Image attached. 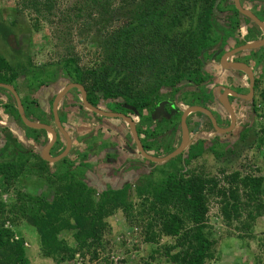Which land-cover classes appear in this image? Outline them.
<instances>
[{"label": "rangeland", "instance_id": "374dc122", "mask_svg": "<svg viewBox=\"0 0 264 264\" xmlns=\"http://www.w3.org/2000/svg\"><path fill=\"white\" fill-rule=\"evenodd\" d=\"M248 1L244 0L249 8L257 4L259 9L264 10V0H254V4L248 3ZM112 3L106 12L100 14L98 6L90 5L88 0H55L54 10L39 16L33 9L24 8L22 0H0V18L8 23H15L14 28L16 30L15 34L9 37V45L0 42V55H6L8 62L17 68V85L22 96L34 99L37 104H41L48 110L49 105L44 100L42 93L46 91V93H51L48 94V97L51 98L55 92L70 81L61 65L62 60L69 56H75L80 68L84 70L98 66L102 61V53L104 52L103 41L110 37L112 31L126 25L128 20L126 11V8L130 7L128 0H112ZM79 8H82L83 11H78ZM257 13L260 15V19H264L260 12ZM218 16L227 19L226 14L220 13ZM246 31L247 27L243 23L236 37L241 39L242 34H245ZM257 37L260 36L257 35ZM236 45V39L229 40L228 46L235 47ZM251 51L250 54L264 53V47ZM245 53L247 57L248 52ZM207 62L201 67L202 70L204 69V73H209L208 76L211 78L206 88L219 91L218 84L222 80L214 79V76L219 75L223 70L220 71V66L214 60ZM253 62V64L251 63L254 68L253 71L258 77H256L258 83L255 88V100H232L238 119L235 129L226 135H217L210 129V125L205 123L202 116L191 115L192 141L184 152L183 158L188 157V149L191 144L198 141L204 142L206 149L202 156L193 160L188 166L183 161L178 162V165L186 166L184 171L196 169L206 177L214 178L217 181L216 192L207 193L208 212L204 232L215 244L212 249L214 257L206 264H264V102L262 99L264 60L259 64L255 63L254 59ZM45 68L51 71H45ZM48 72L56 73L54 79L44 81L40 85L39 81L42 80V75ZM229 72L236 74L237 71ZM143 75L134 80L137 88L141 90L154 82V78L147 72ZM27 77H29L28 82L25 79ZM242 77L245 76L242 75ZM245 82L244 79L243 84ZM29 83L30 86L27 89L26 84ZM46 83H50V88L47 87ZM237 85H240V82L234 86L237 87ZM51 87L54 88V91L51 90ZM185 89L187 86L182 88L183 93H185ZM168 90V88L162 90L166 97L171 96L165 94ZM242 92L245 90L242 89L240 93ZM200 96L203 100L210 97L206 91ZM191 99L188 97L187 100ZM71 102L69 99L63 103L65 105L63 108L68 112L75 109L72 108L73 105L70 108ZM107 102L101 100L100 106L104 109H114L115 101L108 104ZM177 103L181 108L188 105L185 100L184 102L181 101V97L177 99ZM158 105L159 103L153 111L156 112ZM77 109L75 110L76 113H70L67 117L64 110L60 111L59 116L62 125L65 127L67 125V129L69 127L72 133L70 135L71 133L68 132L72 139L69 160L73 162L74 166L85 161L89 170L86 172L88 178L86 182L90 188L97 192L94 199H99V194L108 187L119 189L125 182H128L132 184L131 198L138 202L136 191L140 182L136 181L137 178L135 180L130 179L131 170H126L127 166L136 162L141 168V174H146L145 172L148 173L153 170L155 172L153 162L144 160L139 154L130 130L125 126L123 120L105 118L87 108L82 111L86 114L84 116V114L78 113ZM219 110L222 111L220 108ZM36 111L40 115L42 114L41 116L45 114L43 108L35 105L28 116L31 119H38L41 116L36 117L34 114ZM125 111L129 112L128 109ZM144 111H148V109ZM45 116L41 119H44ZM163 116L162 119L169 120L167 115ZM4 118L2 119L3 122H5ZM15 118L19 120L17 115ZM47 118L51 119V116L48 115ZM198 118L202 119V123L198 124ZM154 119L156 120V118ZM9 122H11V126L3 123L0 125L7 126L9 132L8 127L12 128L13 131L16 130L19 124L16 123L15 125L12 121ZM20 125L23 132L27 129V133L36 134L25 124L20 123ZM82 130L86 131H83L82 136H80ZM16 131L19 132L20 129L18 128ZM21 133L20 136L23 139V133ZM3 135H5L4 132L0 131V137ZM170 137L171 134L162 135L161 142L155 144L149 153L157 157L165 156L164 151L168 146H171ZM19 142L25 149L29 147L31 149L26 139L24 142L21 140ZM2 144L3 138L0 139V146ZM41 146L37 148L40 149ZM83 151L87 156L83 157L85 154L82 153ZM53 155H56V152L53 151ZM173 159L162 164L154 163L159 166L154 176H160L161 168H167L168 171L176 170L177 164L173 163ZM5 160L2 157L0 164H3ZM56 168L65 171L67 165L62 161L48 165L42 163L34 155L33 159L22 169L20 175L10 183L0 176V203L3 207V213L0 212V226L14 231L13 240L24 239V247L30 264H177L167 256L168 250H170L169 246L171 247L175 243L172 237L161 236L158 242H148L146 231L151 233L152 230L146 228L145 222L130 224L122 210L106 217L107 227L100 236L99 241L101 242L99 244H97L96 239L89 238L88 242L92 244L90 249L88 245L81 246L75 239L76 229H65L59 234V238L66 239L69 246L75 250L74 254L60 263L47 257L41 247L37 229L27 221L26 217L21 215L20 209L23 208L22 210L32 213L34 209L30 199L32 196L52 200L54 190L50 186L49 180L53 178L52 172ZM236 172L240 174V178L247 176L263 178L262 193L255 201L246 204L242 216L227 219L223 213L225 198L220 194V189L227 190L231 187L227 177ZM250 193L249 189L243 187L239 189L240 199L243 202L249 201L248 195ZM227 195L230 197L229 192ZM228 200L229 203L233 202L230 198ZM258 207H261V214L255 220H250L248 211L256 212ZM187 226L191 228L193 225L190 223ZM153 230L152 232L159 233V227ZM178 251L179 249H175L171 254Z\"/></svg>", "mask_w": 264, "mask_h": 264}, {"label": "trees", "instance_id": "16d2710c", "mask_svg": "<svg viewBox=\"0 0 264 264\" xmlns=\"http://www.w3.org/2000/svg\"><path fill=\"white\" fill-rule=\"evenodd\" d=\"M22 1L24 8L33 9L39 16H43L45 12L50 13L55 7V0ZM88 1L90 5L98 6L100 14L113 4L112 0ZM215 2L216 0H128L130 7L126 8L127 23L112 31L110 37L103 41L102 61L96 68L81 69L75 56L65 58L61 65L71 79L83 84L87 90L90 89L88 100L93 106H98L101 100L111 98L117 101L118 108H122L123 98L124 104L136 108L142 123L147 124L145 130L138 129L139 134L145 135L142 139L144 148L146 151L153 150L155 144L162 140L158 137L163 135V131L151 128L155 120L152 114L156 105L168 99L174 102L177 95L185 98L188 104L195 105V102L186 99L189 92H182L186 84L182 85L180 82L190 79L201 92H205L211 79L203 76L205 73L201 67L212 60L219 49L223 51L228 47V39H236L239 45L262 34L258 26L256 30L249 26L246 40L240 41L236 37L238 30L243 23L246 26L251 20L239 13L234 0H222L218 7L220 13L228 14L227 19L217 16L213 12ZM78 11L83 10L79 8ZM14 26L15 23H8L0 18V42L9 45V37L16 32ZM261 55L264 53H251V58L259 64L264 60ZM5 56L0 55V70L3 72L0 73V82H11L17 78V74L11 76L10 70L14 66ZM146 72L154 78V82L141 90L134 80L144 76ZM55 74L48 72L42 75L40 85L44 81L53 80ZM163 88L169 89L165 94H170V97L163 94ZM196 98L198 102L201 97ZM262 99L264 102V91ZM166 108L170 110V105ZM145 109H148L149 114L143 117ZM181 115L182 112L178 111L167 122L176 125ZM18 143L7 139L6 149L10 144L18 145L17 153L12 159L0 164V176L8 183L20 175L29 160L30 154L21 151L22 145ZM205 149L202 141L191 144L187 158L184 159L181 154L173 159V163L177 164L176 170L161 168L160 173L158 172L160 176H154L159 167L154 163L152 165L155 172L153 170L145 172L146 174H141V168L136 162L128 165L126 170H131L130 179L137 178L136 181L140 182L136 191L138 202L131 198L132 184L128 182L119 189L108 187L99 194V199H94L97 192L86 182V172L89 170L85 161L74 166L67 156L62 160L67 165L65 171L58 168L51 171L53 178L49 181L54 190L52 200L32 196V213L22 208L21 215L37 229L45 255L57 263L75 252L66 239L59 238L62 231L76 229V241L81 246L88 245L90 249L92 244L88 242L89 238L96 239L97 244L101 242L100 236L107 227L106 217L122 210L130 224L145 222L146 228L152 231L159 227V233L146 231L148 242H158L161 236L174 239L175 243L169 246L167 253L172 262L206 264L214 257L212 249L215 244L204 232L208 212L207 193L216 192L217 181L196 169L184 171L186 166L178 165L180 161L190 165L193 160L202 156ZM174 150L172 146H168L164 153L167 155ZM84 156H87L86 153ZM42 163L47 164L44 161ZM227 181L231 186L228 191L220 189V194L225 198L223 213L227 219L240 217L246 204L261 195L263 178H240V174L236 172L228 176ZM240 187L250 190L249 201L243 202L240 199ZM229 198L232 203L228 202ZM0 212L3 213L1 203ZM247 214L250 220H255L261 214V207L256 212L249 210ZM190 223L193 225L191 228L187 226ZM13 238V230L0 226V264H30L24 239L15 241ZM175 249L179 251L171 254Z\"/></svg>", "mask_w": 264, "mask_h": 264}, {"label": "flooded vegetation", "instance_id": "af4514ba", "mask_svg": "<svg viewBox=\"0 0 264 264\" xmlns=\"http://www.w3.org/2000/svg\"><path fill=\"white\" fill-rule=\"evenodd\" d=\"M253 2H255V1L254 0H249L248 1V3H253ZM241 4H242L243 8H245L247 10H250L258 18H261L260 15H258L257 12H260V14L262 15L263 10L259 9L257 7V4H256V6L251 7V8L248 7L249 6L248 4H247L248 6L246 5L244 0H241ZM234 5H235V2H234ZM242 16H244V15H242ZM226 17H227V15H226ZM246 18H248V17H246ZM248 19H250V18H248ZM249 26L252 27V28H257L258 25L254 21L251 20V22L246 25L247 31L245 32V34H242L240 41L246 40ZM263 36H264V33H262L260 37L256 38V36H254L252 39H253V41H257V40L262 39ZM230 39H233V38H229L228 39V43H229ZM247 43H245V44H247ZM245 44H239V45L237 44L235 47L228 46L223 51H221V49H219L217 51V53L215 54V56L213 57L212 60H214L220 66L219 69H220V71L223 70V72H221L219 75H215L214 79L218 78V80L220 79V80H222V82L219 81V83H220V84H218V87L220 88L219 91L218 90L212 91V90H209V88H206L207 86L205 87L206 93L209 94V96H210V97H208L207 100H203V99L200 98L201 97L200 95H203V93H205V92H201L200 89L197 86L194 85L192 80L186 79V80H182L180 82V84H186V86H187V89H185V91H184L185 93L189 92V93H187V98L186 99H188V97H190V98H192L191 100L193 102H195L194 103L195 105L203 106L205 108H208L212 112L214 117L216 118L217 125L221 129H227V128L231 127V124H232L231 114H230L229 110L227 109V107L224 105V103L222 101L223 100L222 97H223V95L225 93V90L226 89H231V90L237 92L238 94H242V95H246V96L250 93V80H249L248 76L246 74H243V73L240 74L238 71L236 72V74H233V73L229 72V71L234 72V70H229V69L223 68V66L221 64V58H222V56L225 53L230 52V51L234 50L235 48L240 47V46L245 45ZM263 47L264 46L260 47L259 49H262ZM219 52H222L221 55H219ZM245 52H248L247 53V55H248L247 57H246V53ZM249 52H252V51L251 50H247V51L239 52L238 54L230 57L228 61H230V62H244V63L252 65L254 62H253V59L251 58V56H250L251 54ZM255 63H256V61H255ZM205 65H206V63H205ZM252 68H253V66H252ZM48 70H49L48 68H45V71H48ZM253 70H254V68H253ZM10 71H11L10 74H11L12 77H13L14 74L15 75L17 74V68H12ZM203 71H204V69H203ZM0 73H3V72L0 70ZM208 74L209 73L207 72V74L205 73V75H203V76L209 77ZM254 74H255V71H254ZM242 75H244L245 77H242ZM28 78L29 77L25 78L27 82L29 81ZM68 78L70 79V81H68L65 85H63V87L61 89H59V91L55 92V94H53V97L49 98L48 94H51V93H46L47 91L42 93L44 100H46L47 104L49 105L48 110L45 109V107L42 106L41 104H37V102H35L34 99H28L27 96H22L21 95V91L19 89V86L17 85V81H18L17 78L15 80H12L11 82H0V83H3V84H6V85H10L13 88H15V90L19 94L20 99L22 101V104L24 106L25 114H26L27 118L30 121L38 122V123H41V124H47V125L51 126L55 130V132L57 133V140L55 141L54 145L52 146V148L50 150V155H51L52 158L58 157L66 149V139L64 138V136L62 135L61 131L57 127L56 121H55V118H54V109H53L54 100H55L56 96L60 92H62L67 85H69L71 83L81 84V83L75 82L69 76H68ZM243 78L246 80L245 84H243V82H242V81H244ZM257 78H256V80H257ZM256 80H255V85L257 86L258 81H256ZM227 81H228V83H226ZM237 82H240V85H237V87H235L234 85H236ZM224 83H226V84H224ZM46 84L48 85L47 87L50 88L49 87L50 83H46ZM81 85L85 88L86 93H87V99H88V97L91 95L90 89L87 90L86 87L83 84H81ZM26 86L28 87V88L27 87L26 88L29 89L30 83L26 84ZM242 89H244L245 92L240 93ZM51 90L54 91V88L51 87ZM95 94L98 95V92H96ZM177 96L175 97L174 102H172L170 99L159 102V105H158V108H157L156 112L153 111V114H152L153 115V119L156 118V120H153L154 123L151 126V128H153L152 130L159 129L160 131H163V135H165L166 133L167 134H171L169 142L171 143V146L174 149L178 148L181 145L182 141H183V130H182L181 119L176 125H172V123L170 124V122L168 123L166 120L162 119L164 117L163 115H167V117L169 119H172L176 115V113L178 111H181L182 115H183L184 110H186L190 106H194L193 104L192 105L188 104L186 107L181 108V106H179V104L177 103V99L178 98L180 99V97L179 96L177 97ZM196 97L200 98V100L198 102H197V98ZM228 97H229V102H230L231 106L233 107V110H234L235 115H236V124H235V127H236L237 126V120H238L237 119V112H236V109H235V104H234V102L232 100L233 99H238L239 101L240 100L241 101H245V99L238 98V97H236V96H234L232 94H229ZM254 97H255V90H254L253 98L251 100H246V101H254L255 100ZM4 98H6V99H4ZM69 99L72 101L70 103V108H71L72 105L74 106V107L72 106V108H75V109L71 110L70 112H68V110H65L63 108V107H65V105L63 104L64 101L66 102V100H69ZM121 100L123 102L122 103L123 104L122 108H118L117 107V101L113 100L111 98L107 99V100L104 99V101H108L107 104L108 103H112V101H115L114 109H112V110L104 109L102 106H100V104L98 106H96V107H100L102 110L107 111V112L124 113V114L130 116L135 121L138 133H139L138 129L145 130L146 127H147V124L145 125V124L142 123L138 110L136 108L128 105V104H124V99L123 98ZM182 100L184 102L185 98L181 97V101ZM161 103H163V106H165L164 108H162V107L159 108ZM168 104L170 105V108H169L170 110L166 111L167 110L166 106ZM35 105L39 106L40 108H43V111L45 113V114L43 113L44 114L43 116L46 115L44 119H41L43 116H41L42 114L40 115L39 113H37V111L34 114L36 115V117L41 116V117H38V119H31L28 116V113H30V110L32 108H34ZM76 108H78L77 109L78 113H82V114H84V116H86V114L82 112L84 110V108H86L84 106V104H83L82 92L79 89H77V88H72L67 94H65L61 98V100L59 102V105H58V115H59V112L63 111V110L66 113H69V114L70 113H76L75 112ZM133 108H134V110H133ZM219 108L222 109V111H220ZM127 109L129 110V112L125 111ZM148 114H149V111H144L143 112V117L147 116ZM193 114H195L197 116L198 115L202 116V118H204V120H205V123H208V125H210V129H212L213 132H215L217 135H226L228 133H231L235 129V127H234V129H232L230 132H228L226 134H219L215 130L214 125H213L212 121L210 120V118L208 116H206L205 114L200 113V112H193L187 118V125H188V130H189L188 131V142L189 143L192 141L191 132H190V119H191V115H193ZM4 115H6L5 118H4ZM16 115H17V117H18V119L20 121L16 120L17 119V118H15ZM48 115L51 116V119L47 118ZM182 115H181L180 118H182ZM3 118L5 119V122L2 121ZM59 118H60V116H59ZM105 118H110V117H105ZM117 119H120V118H117ZM120 120H122V119H120ZM9 121H12V123H15V125H16V123H18L19 125L16 127V130L19 128L20 131L19 132H17L16 130L13 131V130H11L12 128L8 127L10 129V132H9L7 130V126H1L0 125V131L4 132V134H5L2 137H0V139L3 138V144H2V146H0V159L3 157L4 160L5 159L7 160V159L11 158L15 153H17L16 149H17L18 145L15 146L13 144H10V147L8 149H6L7 139H10L11 141L13 139V141L19 142L20 139H21L20 133L22 132L23 134L22 133L21 134H22L23 139H26L27 140V144H29L31 146V149H30V147L25 149L23 146H21V151H24V152L30 154L28 162L31 161L33 159L34 155H35V157H37L39 160H41V162L44 161L47 164H53V162H49V161L45 160L43 158V155H42L43 149L50 142L52 136L46 130H39V129L30 128V127H28V128L31 129V130H34L36 132L35 135L32 134V133L30 134L29 132L27 133V129L23 132V128H20V126H21L20 123L23 124V125L25 123L22 121L21 116L19 114L18 104H17V101H16L15 97L13 96V94L9 90H7L6 88L0 87V124H2V123L4 125H8L9 124L11 126L12 124ZM197 121H198V124L202 123L201 122L202 119H200V118H198ZM123 122H125V121L123 120ZM125 126L130 130L129 125L126 122H125ZM63 128L66 130L65 126H63ZM39 131H41L43 134L41 132H39ZM130 133H131V131H130ZM139 136L141 138V141L145 137V135L143 133L139 134ZM158 138L162 139V135L159 136ZM151 141H153V140H151ZM19 143H21V142H19ZM142 143H143V141H142ZM40 146H41L40 149L37 148V147H40ZM143 146H144V144H143ZM36 150H38V152H36ZM53 151L56 152V155H53ZM35 152H36V154H35ZM147 152L149 153V151H147ZM70 153H71V150H70V152H69V154L67 156H69ZM2 154L4 156H2ZM182 154H184V152ZM62 160H60V161H62ZM60 161H58V162H60ZM28 162H27V164H28ZM55 163H57V162H55Z\"/></svg>", "mask_w": 264, "mask_h": 264}, {"label": "water", "instance_id": "95a60500", "mask_svg": "<svg viewBox=\"0 0 264 264\" xmlns=\"http://www.w3.org/2000/svg\"><path fill=\"white\" fill-rule=\"evenodd\" d=\"M221 1L222 0H216V2L214 4L213 12L216 15H220L218 7H219ZM234 2H235V6H236L237 10L242 15H244L245 17H248L252 21H254L263 30V33H264V22L260 18H258L255 14H253L250 10L243 8V6L241 4V0H234ZM262 46H264V36L260 40L247 43L245 45H242L240 47L235 48L234 50H232L230 52L225 53L221 58V64H222L223 68H226L229 70L241 71V72L245 73L250 80V93L247 96L242 95V94H238L237 92H235L231 89H226L225 93L222 97L223 98L222 101H223L224 105L227 107V109L229 110L231 117H232L231 127L227 128V129H221L217 125L216 118L214 117V115L212 114V112L208 108H205L203 106H198V105L190 106L189 108L184 110L182 118H181L182 130H183V141H182L181 145L178 148H176L173 152H171L165 156H161V157L153 156L145 150L143 143L141 141V138L139 136V133L137 131L136 123L130 116H128L124 113H119V112H107V111L102 110L100 107H96V106L91 105L87 99V93H86L85 88L81 84L71 83V84L67 85L65 87V89L62 92H60L54 100V105H53L54 118H55L57 127L59 128L62 135L66 139V149L58 157L52 158L50 155V150H51L52 146L54 145L55 141L57 140V133L55 132V130L47 124L32 122L27 118V116L25 114L24 106L22 104V101L20 99L19 94L15 90V88H13L10 85L3 84V83H0V87L6 88L7 90H9L13 94V96L15 97L17 104H18V110H19V114L21 116V119L28 127L34 128V129H39V130H46L52 136L50 142L46 145V147L42 151L43 158L49 162L55 163V162L62 160L65 157H67V155L69 154V152L72 148V140H71L69 134L67 133V131L63 128L62 123H61L60 118H59V115H58V105H59L61 98L65 94H67L72 88H77L82 92L83 104L87 109H89L92 112L99 114L103 117L120 118V119L124 120L130 127L132 137L135 141L137 150L140 153V155L144 159H146L150 162L162 164V163H165V162L181 155L183 152H185V150L189 146V142H188V131L189 130H188V125H187V118L193 112H200V113H203L206 116H208L210 118V120L212 121L215 130L219 134H226V133L230 132L232 129H234L235 124H236V115H235V112L233 110V107L231 106V104L229 102L228 95L232 94L238 98H242L245 100H251L253 98V94H254V90H255V77H254L253 70L249 64H246L243 62H230L228 60L230 57L238 54L239 52L247 51V50H255V49L260 48ZM160 107L164 108L165 106H163V103H161L159 108ZM133 110H134V108H133Z\"/></svg>", "mask_w": 264, "mask_h": 264}, {"label": "crops", "instance_id": "0c3cea01", "mask_svg": "<svg viewBox=\"0 0 264 264\" xmlns=\"http://www.w3.org/2000/svg\"><path fill=\"white\" fill-rule=\"evenodd\" d=\"M242 82H243V81H242ZM67 115H69V113L66 114V117H67ZM68 122H69V121H68ZM121 128H122V130H124L123 126H121ZM67 130H68V131H67ZM66 131L69 132V134L71 133L69 127H68V129H67V125H66ZM83 131H86V130H82V131H80V134H79L80 136H82ZM88 131H90V130H88ZM70 135H72V133H71ZM20 140H21L22 142H24V139L21 138ZM113 160H114V159H113Z\"/></svg>", "mask_w": 264, "mask_h": 264}, {"label": "clouds", "instance_id": "9594fccd", "mask_svg": "<svg viewBox=\"0 0 264 264\" xmlns=\"http://www.w3.org/2000/svg\"><path fill=\"white\" fill-rule=\"evenodd\" d=\"M262 20V19H261ZM263 21V20H262ZM264 22V21H263ZM260 28V27H259ZM260 30L262 31V33H263V30L260 28ZM250 42H254V41H249L248 43H250ZM244 63V62H243ZM247 64V63H246ZM250 65V64H249ZM251 66V68H252V65H250ZM252 70H253V68H252ZM235 71V70H234ZM239 73H243V72H241V71H238ZM253 73H254V71H253ZM243 74H245V73H243ZM254 77H255V80H256V76H255V74H254ZM256 81H258V79L256 80ZM257 86L255 85V88H256ZM148 161V160H147Z\"/></svg>", "mask_w": 264, "mask_h": 264}]
</instances>
